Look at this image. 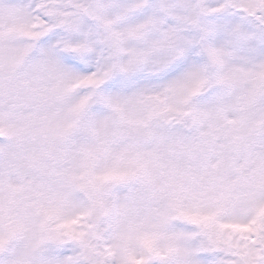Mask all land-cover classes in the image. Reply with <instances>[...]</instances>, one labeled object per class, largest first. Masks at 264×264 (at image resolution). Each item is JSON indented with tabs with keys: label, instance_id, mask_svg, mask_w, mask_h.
Wrapping results in <instances>:
<instances>
[{
	"label": "snow or ice",
	"instance_id": "1",
	"mask_svg": "<svg viewBox=\"0 0 264 264\" xmlns=\"http://www.w3.org/2000/svg\"><path fill=\"white\" fill-rule=\"evenodd\" d=\"M0 264H264V0H0Z\"/></svg>",
	"mask_w": 264,
	"mask_h": 264
}]
</instances>
